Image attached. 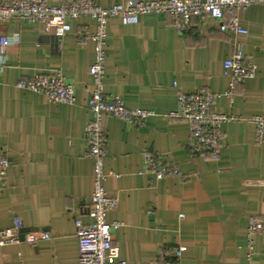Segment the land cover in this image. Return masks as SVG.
<instances>
[{
    "label": "crops",
    "instance_id": "obj_1",
    "mask_svg": "<svg viewBox=\"0 0 264 264\" xmlns=\"http://www.w3.org/2000/svg\"><path fill=\"white\" fill-rule=\"evenodd\" d=\"M94 1L106 8L126 0ZM237 15L246 36L221 32L209 17L194 19L185 32L177 31L166 14L144 17L136 25L117 18L108 24L107 97L158 114L142 126L105 119V188L117 200L108 221L122 224L114 239L127 264H264V233L255 237L252 254L246 235L252 219H264V147L245 121L264 115V4ZM85 31L96 32L88 17L74 21L61 40L40 24L0 21V34L21 35L8 47L0 75V145L10 160L6 178L0 179V231L20 219L25 235L51 236L35 245L0 246V264H79L75 222L92 223L94 189L85 128L93 119L88 101L95 42L84 37ZM238 46L257 70L230 101L224 63ZM59 72L75 88L74 105L51 104L16 87L38 73ZM201 88L218 95L216 112L239 117L222 126L217 159L195 154L188 124L164 116L178 108L179 91ZM147 151L161 155L180 174L155 180L143 170ZM178 248L179 259L174 256Z\"/></svg>",
    "mask_w": 264,
    "mask_h": 264
},
{
    "label": "built area",
    "instance_id": "obj_2",
    "mask_svg": "<svg viewBox=\"0 0 264 264\" xmlns=\"http://www.w3.org/2000/svg\"><path fill=\"white\" fill-rule=\"evenodd\" d=\"M255 4H264V0H126L124 3L102 7L94 0H60L58 4L47 0H6L0 3V21L15 20L30 24H40L46 33L54 32L58 39H63L72 31V23L81 17H88L96 23V32H84V37L95 42V59L90 67L92 77L91 94L88 101L93 119L85 128L88 155L94 161V189L91 197L90 217L92 223L84 225L76 220L79 264H127L121 258L120 247L115 244L114 233L121 228L118 222H109L108 214L117 207V200L108 196L105 182L106 146L108 135L105 119L113 117L134 126H142L150 117L158 116L154 111L128 107L120 97H107L104 78L106 73L107 27L111 19L117 18L123 25H136L144 17L168 15L175 29L187 31L194 19L209 17L219 24L221 32H231L235 36H246L248 30L242 26L237 13ZM18 35V39H17ZM21 40L19 33L0 34V75L7 63V49ZM257 66L246 59L241 46H238L231 58L224 63V75L229 80L225 96L233 100L236 87L256 74ZM175 86H177L175 84ZM18 89L42 95L48 103H76V91L67 83L63 75L38 73L27 80L17 82ZM218 95L201 88L194 93L178 92V108L165 117L184 121L189 126L191 146L196 154H208L212 159L219 157L222 149L225 123L239 120V117L215 111ZM246 122L256 131V140L264 147V115H257ZM10 160L6 149L0 145V179L6 178ZM144 172L155 180L174 177L180 170L167 162L161 155L147 151L144 153ZM24 224L16 219L9 228L0 231V246L19 244ZM264 233V219H252L247 228L248 247L252 254L255 237ZM50 234L33 231L25 235L24 241L35 245L39 241L49 240ZM182 248L174 252L179 259ZM25 264V263H21Z\"/></svg>",
    "mask_w": 264,
    "mask_h": 264
},
{
    "label": "water",
    "instance_id": "obj_3",
    "mask_svg": "<svg viewBox=\"0 0 264 264\" xmlns=\"http://www.w3.org/2000/svg\"><path fill=\"white\" fill-rule=\"evenodd\" d=\"M27 231H28V230H25V229L22 230V234H21V240H22V241H24V239H25V233H26Z\"/></svg>",
    "mask_w": 264,
    "mask_h": 264
},
{
    "label": "clouds",
    "instance_id": "obj_4",
    "mask_svg": "<svg viewBox=\"0 0 264 264\" xmlns=\"http://www.w3.org/2000/svg\"><path fill=\"white\" fill-rule=\"evenodd\" d=\"M17 39H18V35H17ZM3 62H4V58L0 57V63H3Z\"/></svg>",
    "mask_w": 264,
    "mask_h": 264
},
{
    "label": "trees",
    "instance_id": "obj_5",
    "mask_svg": "<svg viewBox=\"0 0 264 264\" xmlns=\"http://www.w3.org/2000/svg\"><path fill=\"white\" fill-rule=\"evenodd\" d=\"M196 154V153H195Z\"/></svg>",
    "mask_w": 264,
    "mask_h": 264
}]
</instances>
